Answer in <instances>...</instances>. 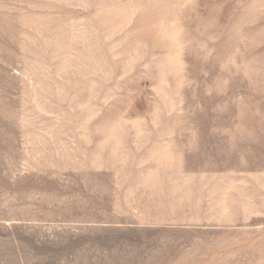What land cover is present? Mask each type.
Masks as SVG:
<instances>
[{
  "label": "rangeland",
  "instance_id": "1",
  "mask_svg": "<svg viewBox=\"0 0 264 264\" xmlns=\"http://www.w3.org/2000/svg\"><path fill=\"white\" fill-rule=\"evenodd\" d=\"M0 264H264V0H0Z\"/></svg>",
  "mask_w": 264,
  "mask_h": 264
}]
</instances>
